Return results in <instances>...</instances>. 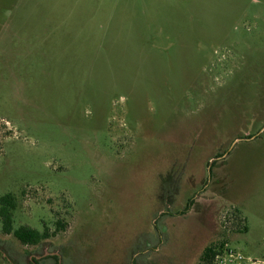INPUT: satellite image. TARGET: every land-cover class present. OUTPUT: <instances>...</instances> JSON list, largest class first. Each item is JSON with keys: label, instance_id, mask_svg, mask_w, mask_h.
I'll return each instance as SVG.
<instances>
[{"label": "rangeland", "instance_id": "374dc122", "mask_svg": "<svg viewBox=\"0 0 264 264\" xmlns=\"http://www.w3.org/2000/svg\"><path fill=\"white\" fill-rule=\"evenodd\" d=\"M6 194L0 264H264V0H0Z\"/></svg>", "mask_w": 264, "mask_h": 264}, {"label": "trees", "instance_id": "16d2710c", "mask_svg": "<svg viewBox=\"0 0 264 264\" xmlns=\"http://www.w3.org/2000/svg\"><path fill=\"white\" fill-rule=\"evenodd\" d=\"M15 210V199L11 194H6L0 198V220L2 223V232L6 235H12L22 245L36 246L50 238L48 230L42 232L26 227L19 226L13 228V211ZM57 229L62 227L60 222H56ZM243 230H246L245 228ZM225 251L223 244H212L206 247L200 256L201 264H212L215 257H218Z\"/></svg>", "mask_w": 264, "mask_h": 264}]
</instances>
